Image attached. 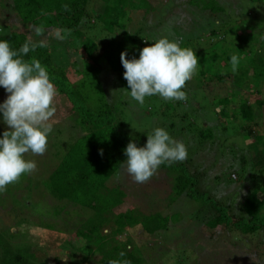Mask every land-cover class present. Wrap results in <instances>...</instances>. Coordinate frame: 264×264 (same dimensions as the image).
Here are the masks:
<instances>
[{"label": "rangeland", "instance_id": "rangeland-1", "mask_svg": "<svg viewBox=\"0 0 264 264\" xmlns=\"http://www.w3.org/2000/svg\"><path fill=\"white\" fill-rule=\"evenodd\" d=\"M147 1L146 6H150L148 12L138 0H129L128 6L123 7L121 12H117V4H102L99 0L88 2L85 24L77 35L81 33L88 37H82L81 41L90 39L98 43L91 58L100 71L87 69L89 73L83 74L81 69L85 60L89 63L93 60L87 59L78 36L72 31L67 32L63 40L56 38L57 30L54 28L29 26L25 33L32 41L47 44L53 67L64 69L70 82L72 76L79 78L77 81L83 85L80 92L84 93L86 108L98 106L96 104L101 102L102 97L107 102L110 99L117 122L123 124L122 130H128L131 138L148 135L156 127L164 128L172 138L185 144L187 158L182 162L166 164L167 167L160 165L146 183L134 182L122 165L105 183V191H123L122 205L104 214L106 222L101 221L90 209L58 198L52 182H49L62 155L84 135L80 126L84 113L73 111L70 101L56 90V111L50 120L52 131L47 137V150L42 156L30 153L25 156V159L36 162L37 170L0 192V244L6 242L24 256L28 251L31 264H98L104 249L108 251L113 244L121 245L127 241L130 242V250L141 253V264H264L263 229L249 234L233 230L217 231L213 236V231L202 228L205 215L203 203H206L207 197L216 202L217 207L241 214L244 208H258L254 214L260 219L254 220L251 225L264 224L261 218L264 215V182L254 181L256 177L245 178L247 173L256 176V171L248 167L251 165L250 158L257 152L264 153V108L259 110L252 106L257 133L242 134L239 124L245 125V119L240 114V102L251 106L252 98L244 94L241 100L238 98V101L227 104L220 100L214 104L213 97L217 93L225 94L227 87L235 85V81L241 85V91L246 87L241 84L244 81L239 80V69L234 73L227 57L237 55L239 64L242 62L243 66L259 57L264 61V0ZM4 4L5 1L0 0L2 35L13 28L20 29L21 25L15 13L7 12ZM210 6H220L222 11L209 13ZM96 13L103 19H98ZM111 20L116 21L114 26L110 25ZM127 20L132 22L128 23V32L132 34L136 30L139 38L151 41L154 37L167 36L179 44L190 42L204 47L203 50L200 48L202 54L200 52L198 57V71L186 83L192 91L186 101L168 103L159 96H150L140 105L125 95L126 91L116 89L117 82L108 72L104 50L106 43L96 38L101 37L99 39L103 41L107 37L102 34L108 33L112 34L108 39L113 45L121 42L123 37L119 25L125 26ZM36 28H40L41 33L37 34ZM122 32L128 33L125 28ZM125 41L129 43L127 39ZM88 43H85L86 48ZM213 52L224 62H218L217 68L212 66L214 62L208 60ZM202 67H212V73L218 78L209 74L201 85ZM214 79L223 81L216 82ZM253 79L255 77L250 75L249 82ZM119 85L128 88L126 80ZM248 85L254 88V84ZM257 85L262 87L260 95L264 100V76ZM94 87H98L103 94ZM7 95L0 87V103ZM214 105L224 110L225 121L217 123L212 115L216 108ZM232 113L237 118H231ZM5 130L8 129L0 113V137ZM234 158L243 159L246 167L241 169L237 162H233ZM182 170L198 178L193 186L199 195H203L199 205L185 194L177 195L173 190L178 183L174 182L175 176L185 175ZM129 212L169 215V228L159 237L149 236L142 232L138 223H129L131 220L125 217ZM120 227L123 232L114 236V229ZM82 229L85 234L88 233V243L76 237ZM23 248L25 253H22Z\"/></svg>", "mask_w": 264, "mask_h": 264}, {"label": "trees", "instance_id": "trees-1", "mask_svg": "<svg viewBox=\"0 0 264 264\" xmlns=\"http://www.w3.org/2000/svg\"><path fill=\"white\" fill-rule=\"evenodd\" d=\"M4 7L7 12H14L15 15L19 19L20 29H11V31L5 35L0 34V40H7L10 44V47L13 50H18L25 42L31 40L29 39L27 33V29L29 26H39L40 28L45 27L54 28L56 30H62L61 34L66 35L67 32L72 31L73 34H76L79 38V42L82 44L83 53L87 57V59L91 58L92 53L97 49L98 43L94 40L88 39L89 47L86 48L85 41H81L82 37L87 39L88 37L81 35H77L79 29H81L86 20L85 16V8L87 4L91 0H4ZM102 4H117V12H121L123 7L128 6L129 0H99ZM140 3L144 4L146 7V11L148 12L147 0H138ZM67 6V8H65ZM204 9H206L204 7ZM209 13H220L222 8L220 6H210ZM126 13H124L125 15ZM98 19H103L101 15L98 13L95 14ZM112 21V20H111ZM110 21V22H111ZM122 21V20H120ZM129 22L131 20L125 21V26L119 25V31L122 35V41L117 44H112L108 37H111L112 34L105 33L102 34L104 38L101 41L97 37L96 39L99 42H105V54L108 65V72L111 73L116 80V89L122 91H128L130 89L124 88L120 83H123L125 79L123 78L124 68L120 62V53L126 52V58H139V54L137 52L140 51L141 48L148 46L155 42V38L150 39L138 37L136 35V30L130 34L129 30ZM215 22V20H214ZM116 21H112L110 23L111 26H114ZM132 23V22H131ZM128 24V26H127ZM23 27V29H21ZM122 28H125L129 33H123ZM112 32V31H111ZM110 32V33H111ZM125 39L129 43H126ZM158 39V38H157ZM169 39V38H168ZM32 41V40H31ZM33 43H39L34 42ZM149 42V43H147ZM207 45H210L207 43ZM207 45H205L207 47ZM182 48H190L192 49L197 57H200V52L204 47L198 46L197 44H191L190 42L180 44ZM200 48L202 50L200 51ZM202 54V52H201ZM37 59L40 61L42 66H45L49 78L51 82L54 84L55 89L60 92L68 101H70V108L73 111H82L84 113L83 117L80 118V126L84 130V135L81 137V141L76 142L71 145L68 151L61 157V161L54 169L52 174L50 175L49 182H52V187L55 189V195L61 200H69L75 203L76 205L82 206L84 208L90 209L95 212V217L100 219L103 222H106V218L104 214L115 210L122 205V199L125 194L122 190L113 189L111 191H105V183L109 180L111 176H113L117 170L123 165V162L126 160V156L124 154V150L127 144L131 142H135L138 147L144 146L146 143L147 135L140 134L135 138H131V135L128 130L123 129V124L117 122L116 117L114 116L113 109L111 107L110 99L108 102L102 97V100L98 106H94V108L89 109L86 108L84 103V93L80 92V89L83 87L81 82H78L79 78L75 75L76 79H71L69 81V77L66 72L62 68L55 69L53 67L52 55L49 51V48L46 44L45 47H36L34 51H30L26 55L23 56V59L30 61L31 59ZM92 59V58H91ZM222 57L219 55L211 54L208 57V60L214 62L212 66L217 68V63L224 64L221 60ZM93 60V59H92ZM228 63H230V56L227 57ZM85 60L82 65L81 71L84 73H89L88 70H98L100 71V67L95 64L94 60L91 63H87ZM244 63H240L238 65L239 69L237 71L238 74L241 73V77L239 80H243L241 84L245 85V89L241 91V85L235 81L234 84H230L228 91L223 93H217L214 95V100L216 104L218 101L223 100L225 104L231 103L229 101H238V98L241 100L244 98V94L250 96L252 98V105H246L243 101L240 102L241 106V115H243L245 119V125H240V133H249L251 132L255 135L257 121L254 120L253 115L255 117V112L252 106L255 109L261 110L264 108V100L261 98L260 90L262 87L257 85L263 76H264V61L261 57L256 60L251 59L246 66H243ZM88 69V70H87ZM80 74V70H79ZM200 74L203 77L200 84L207 80V75L212 74V77L217 75L212 73V67H202L200 69ZM255 77V79L249 82V76ZM98 78V75L95 77ZM78 80V81H77ZM216 82H220L223 80L214 79ZM257 80V82H255ZM75 82H78L76 84ZM94 83V82H93ZM191 83V82H189ZM218 83H216L217 85ZM248 84H254V88L250 87ZM253 86V85H252ZM95 90L99 91L101 94L103 92L98 88L94 87ZM222 88V87H221ZM220 88V89H221ZM219 89V92L221 91ZM247 89V90H246ZM185 91L186 95L192 93L191 89L188 87H184L182 89ZM243 93L242 95H240ZM108 97V96H106ZM109 98V97H108ZM168 103H172L168 101ZM224 104V105H225ZM238 104V103H236ZM239 105V104H238ZM212 106V105H211ZM215 106V105H214ZM215 111H213V116L216 119L217 123H221L225 121L227 116H224V110L219 106H215ZM231 118H237L236 114ZM251 131H250V129ZM102 150V155L100 154ZM259 153V154H258ZM257 154V155H256ZM255 156L250 158L251 165L248 167H252L256 172V176L247 173L245 178L250 179L249 177L254 178L256 182H264V153L263 151L257 152ZM233 162H237L241 169L246 167V162L242 160H238L237 158L232 159ZM165 164H162L163 167H167ZM189 165V163H188ZM174 167V166H170ZM183 171V170H182ZM176 173V170L174 171ZM185 175H180L174 178V182H178L173 190H176L177 195L185 194L187 197L193 199L198 205L201 202V198L203 195H199L196 187L193 186V182L198 181L196 175H188L183 171ZM206 203H203V208L205 211V215L203 217V229L212 232L211 235H215L217 231H239L243 234L253 233L258 229L264 230V224H260L259 226L251 225V222L254 220H259L255 212L258 211V208L254 209H245L243 214L240 212H236L234 210H225L222 207H217L216 202H211V200L207 197ZM254 210V212H253ZM243 215V216H242ZM129 220H131L130 224L138 223L141 227L143 233L151 236H160L165 231L168 230L170 221L169 215L162 214L161 212H157L154 214H133L129 212L126 216ZM262 221L264 220V215L261 216ZM201 226V225H200ZM208 228V229H205ZM256 227H258L256 229ZM85 229V228H84ZM84 229L77 232V236L80 240H85L87 243L90 241L88 233L85 234ZM122 228L114 229V236L121 234ZM205 232V231H204ZM88 236V238L86 237ZM108 245V244H107ZM106 245V246H107ZM110 246L108 251L105 249L101 252L100 258L98 260V264H108L110 260H117L123 264L124 261H128L129 264H141L143 262V257L140 252L129 249L130 242L127 241L125 244ZM25 249L23 248L22 253H25ZM28 252V251H27ZM22 255L20 252L14 250L13 246L10 244H6V242H1L0 244V264H31V260L29 259L30 255L27 256V253ZM99 252V250H98ZM124 255L121 256L120 254Z\"/></svg>", "mask_w": 264, "mask_h": 264}, {"label": "clouds", "instance_id": "clouds-1", "mask_svg": "<svg viewBox=\"0 0 264 264\" xmlns=\"http://www.w3.org/2000/svg\"><path fill=\"white\" fill-rule=\"evenodd\" d=\"M35 31L41 33L40 28ZM61 32L57 30L55 36L63 40L65 36ZM45 46L43 41L33 43L29 40L18 50H13L7 40H0V87L8 93L7 98L0 103L3 123L8 129L0 137V192L37 170L34 160L25 159L27 154L42 156L47 150L57 92L46 67L39 60L23 59L24 55L36 47ZM126 55V52L120 53L123 78L130 89L125 95L140 105L150 96H159L165 101L187 100L182 89L199 67V58L192 49L182 48L179 42L161 36L154 43L141 48L138 59H127ZM230 64L235 73L239 57L231 55ZM124 154L126 160L123 167L126 173L134 182L146 183L160 165L184 161L187 148L183 142L172 138L164 128L156 127L147 135L144 146L138 147L130 141ZM108 264L121 262L110 260ZM123 264L129 262L124 261Z\"/></svg>", "mask_w": 264, "mask_h": 264}]
</instances>
